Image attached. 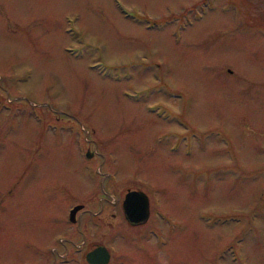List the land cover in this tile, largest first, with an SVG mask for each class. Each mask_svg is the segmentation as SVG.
Returning a JSON list of instances; mask_svg holds the SVG:
<instances>
[{
    "label": "rangeland",
    "instance_id": "obj_1",
    "mask_svg": "<svg viewBox=\"0 0 264 264\" xmlns=\"http://www.w3.org/2000/svg\"><path fill=\"white\" fill-rule=\"evenodd\" d=\"M98 245L264 264V0H0V264Z\"/></svg>",
    "mask_w": 264,
    "mask_h": 264
},
{
    "label": "water",
    "instance_id": "obj_2",
    "mask_svg": "<svg viewBox=\"0 0 264 264\" xmlns=\"http://www.w3.org/2000/svg\"><path fill=\"white\" fill-rule=\"evenodd\" d=\"M94 152L88 151L91 157ZM151 201L147 192L141 189H130L124 198L123 206L126 218L132 224L146 222L151 214ZM83 204L75 205L70 212V219L77 221V213ZM87 259L92 264H106L111 259V252L105 245H98L87 253Z\"/></svg>",
    "mask_w": 264,
    "mask_h": 264
}]
</instances>
